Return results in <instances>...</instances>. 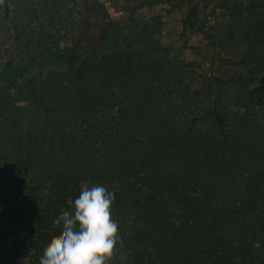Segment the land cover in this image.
Masks as SVG:
<instances>
[{"label":"trees","instance_id":"obj_1","mask_svg":"<svg viewBox=\"0 0 264 264\" xmlns=\"http://www.w3.org/2000/svg\"><path fill=\"white\" fill-rule=\"evenodd\" d=\"M82 182L127 264H264V0H2L0 264H39Z\"/></svg>","mask_w":264,"mask_h":264},{"label":"clouds","instance_id":"obj_2","mask_svg":"<svg viewBox=\"0 0 264 264\" xmlns=\"http://www.w3.org/2000/svg\"><path fill=\"white\" fill-rule=\"evenodd\" d=\"M113 200V192L102 184L82 182L71 212L53 221L61 235L43 249L39 264H110L116 248L123 247L118 223L111 218ZM119 260L127 264L123 253Z\"/></svg>","mask_w":264,"mask_h":264},{"label":"rangeland","instance_id":"obj_3","mask_svg":"<svg viewBox=\"0 0 264 264\" xmlns=\"http://www.w3.org/2000/svg\"><path fill=\"white\" fill-rule=\"evenodd\" d=\"M110 13L113 15V11L110 10ZM142 15L144 18H150L152 16H155L159 14L161 16V19L163 21L162 25V35L160 37V41L162 42L163 45H177V50L179 53L182 54V56L194 59L196 58L193 50L190 51L189 47L195 46L196 41L190 37H184L181 41H178L179 37V22H178V15L177 13L173 12L172 14L166 13L164 10H143L140 11L139 13ZM184 43L186 44V47L183 49H180L182 45L184 46ZM123 253L126 255L124 250L122 248L117 247L116 251L114 253V256L110 262V264H113L119 259V256Z\"/></svg>","mask_w":264,"mask_h":264}]
</instances>
